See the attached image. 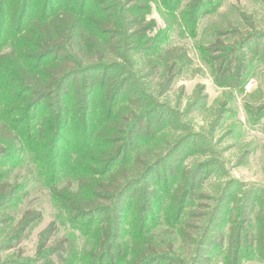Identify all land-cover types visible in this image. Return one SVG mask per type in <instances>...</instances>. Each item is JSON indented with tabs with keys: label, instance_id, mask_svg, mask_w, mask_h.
<instances>
[{
	"label": "rangeland",
	"instance_id": "obj_1",
	"mask_svg": "<svg viewBox=\"0 0 264 264\" xmlns=\"http://www.w3.org/2000/svg\"><path fill=\"white\" fill-rule=\"evenodd\" d=\"M22 1L0 0V264H264V0H79L99 25L58 99L5 57L74 0H25L21 20ZM61 46L31 61L40 82ZM110 136L100 184L138 177L117 199L93 187Z\"/></svg>",
	"mask_w": 264,
	"mask_h": 264
},
{
	"label": "trees",
	"instance_id": "obj_2",
	"mask_svg": "<svg viewBox=\"0 0 264 264\" xmlns=\"http://www.w3.org/2000/svg\"><path fill=\"white\" fill-rule=\"evenodd\" d=\"M78 1L79 0L68 1L66 3L67 4L66 9L57 10L56 12L50 13V15L45 14L47 10L46 6L48 5V3L45 2L44 8L42 9V13L39 19L35 20L38 23V25L35 23H34L35 27H33V24L31 25V30L29 35H31L32 33V36H34L33 39L28 40V42H26V44L24 45L18 43L17 46L15 47L20 54L22 53L24 55V58L17 53H15L14 55L15 56L14 60L11 59L13 53H10L5 57L9 59L10 66L12 67V69H14V71L18 73L19 81H21V83L27 84V90L23 93H32L37 95V93L43 92L45 94H48L45 97H54L55 99H58V97L60 96V90L62 88L61 81L63 79L64 80L66 79L64 72L70 69L68 68L69 64H74V65L81 64L80 51H82L83 48L90 47L93 44L91 41L94 42V40L89 38L90 36H88L89 34L86 33V30L91 31L92 25L97 27L99 23L92 21L91 16L87 18L86 26H84L80 22L79 18L76 15V13L78 14L77 9L79 6L76 5ZM7 9L8 8L5 7L0 11L1 21L3 20V22H1L2 24L4 23V19L7 15ZM26 11H27L26 1L23 0L20 8L18 3V6L15 7L14 12L13 11L12 12L13 14L19 12L18 19L22 20V17L26 14ZM48 27H50L52 30L51 29L49 30ZM2 28L3 27H0V35ZM61 43L67 46V51L69 53H73V56L70 59L67 58L65 59V56L64 57L62 56L59 64L57 63L59 60L58 58L55 59V62L52 61L51 64L47 65L43 70H41L42 73L40 72V75H42L43 73L44 75L41 80L42 82H40V80H38V75H39V73L37 72L38 70L35 71V68L30 65V63H32L31 61L39 53H42L40 55L41 60H44L46 57H49L51 54H55L57 50L62 49ZM59 69L63 71L61 74H59L61 75L60 78L56 77L54 74V72L58 71ZM61 102L56 101L54 108H58ZM19 113H22L20 115H23V109H20ZM105 119L106 120L104 121L108 122L109 120L107 119H109V116L106 117ZM83 120L84 122H88L89 119H87V116L85 115ZM40 122L41 123L45 122L44 124L45 130H46V125L55 123V122H51L50 118H48V115L43 116V118L41 117ZM44 136L45 134L39 133L38 140H41V137ZM82 140H83V136H82ZM104 141H105L103 142L104 146L102 148L103 154L96 159L99 165H102V167L104 165V168L100 171V173H98V178L97 179L94 178L95 180L93 181H98V182L97 184H95L96 186L93 184V187L99 189L101 193L114 194V198L112 199H117V197L122 196L124 194L127 187L129 188L137 183L138 177L135 178L136 180L132 179L128 181L127 184L124 186V188H119V183L117 181L120 180L118 178H116V181L110 186H104L100 184V182L103 181L104 177L106 175H109V172L111 171L113 164L115 163L119 155V154L116 155L113 154L114 150L112 148L113 147L112 145L114 144V141L112 140L111 136L105 137ZM77 192L78 190L75 193ZM90 195H92V190L91 188L90 189L87 188L83 190L80 189V191L76 194V197L81 200V204L83 202L86 203L87 205H92L91 204L92 198H90ZM74 205L76 206L75 212L80 214H86V216H89L96 212H102L104 211V207H105L102 206V207H97V209H90V207L85 208V207H80L79 205L76 204ZM153 262L154 261L149 260L146 261V263L144 264H150Z\"/></svg>",
	"mask_w": 264,
	"mask_h": 264
}]
</instances>
